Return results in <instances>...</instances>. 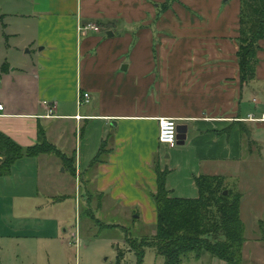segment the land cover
<instances>
[{"label": "crops", "instance_id": "0c3cea01", "mask_svg": "<svg viewBox=\"0 0 264 264\" xmlns=\"http://www.w3.org/2000/svg\"><path fill=\"white\" fill-rule=\"evenodd\" d=\"M241 1L30 0L26 11L18 4L23 25H4L11 56L0 61V132L27 149L42 130L57 151L24 155L0 175V264L3 242L65 225L63 203L73 196L99 219L124 209L156 224L158 168L170 170L167 187L177 197H197L200 174L225 176L264 228V120L249 119L264 114V41L256 77L242 83ZM81 22L101 31L81 37ZM81 92L90 100L79 105ZM165 117L187 126L183 145L159 142ZM249 241L243 264H264Z\"/></svg>", "mask_w": 264, "mask_h": 264}, {"label": "trees", "instance_id": "16d2710c", "mask_svg": "<svg viewBox=\"0 0 264 264\" xmlns=\"http://www.w3.org/2000/svg\"><path fill=\"white\" fill-rule=\"evenodd\" d=\"M238 41L241 82L248 83L256 77L258 54L264 41V0L241 1ZM104 146L92 164L99 161ZM54 149L42 130L39 131V143L27 149L0 132V156L3 157L0 175L7 174L12 164L24 155L50 153ZM68 161L74 164V158ZM169 172V169H157V190L153 193L157 210L154 234L141 239L126 237L137 254L138 264H143L144 249L148 246L164 257V264H184L191 257L200 260L207 254L227 264H243V246L247 241L246 226L241 217L243 194L229 187L225 176L200 174L195 177L198 196L177 197L167 187ZM84 211L87 210L84 209L80 217H84ZM87 216L97 226L119 227L105 224L95 218L94 213L87 212ZM261 232L264 239V228Z\"/></svg>", "mask_w": 264, "mask_h": 264}, {"label": "rangeland", "instance_id": "374dc122", "mask_svg": "<svg viewBox=\"0 0 264 264\" xmlns=\"http://www.w3.org/2000/svg\"><path fill=\"white\" fill-rule=\"evenodd\" d=\"M30 3V0H0V61L11 54L6 41L8 34L4 32V25L7 23L16 26L23 25L19 19H16V14L19 13V9L24 11L29 9ZM18 4L20 5L19 9ZM260 97L264 100L262 96ZM48 142L51 143L49 140ZM51 144L57 150V146ZM250 148L254 149L252 144ZM54 150L50 153H53ZM73 182L75 183V179ZM76 190L79 197L80 191L83 190L79 183L73 187L74 195ZM88 192L94 191L88 190ZM94 195L97 197V194L94 193ZM94 195L87 199L90 209L95 206L97 201ZM103 200L102 198L100 202L102 203ZM243 203H241V215L246 226V238L250 239L249 250L257 256H264V250L256 246L258 244L264 248L262 232L258 228L260 221L247 217L245 212L247 206ZM63 204L66 209L65 225H61L58 229L55 226L45 225L39 234L34 232L33 236L22 234L19 235V238L13 237L2 243V252L5 251L2 253L5 264H12L11 259L15 255L18 256V261L24 264H138L137 254L131 249L126 237L148 238L155 232V224L152 225L142 218H133L124 209L115 210L114 216L105 213L103 218L100 217V220L105 224L119 225V227L108 228L97 226L92 222L87 216L88 211H84V217H80V213L86 208L82 205L80 207L79 200L76 203L75 196L72 200L68 198ZM259 207H262V204L255 206V209ZM12 223L11 228L15 229L16 226L14 222ZM28 226H32V223H28ZM245 244L246 242L244 246ZM246 248L248 249V247ZM144 250L143 264H164V257L159 255L154 247L148 246ZM211 258L215 260L213 264H227L226 261L211 257L209 254L200 260L191 257L189 260H185L184 264H211L209 262Z\"/></svg>", "mask_w": 264, "mask_h": 264}, {"label": "built area", "instance_id": "2783aa9c", "mask_svg": "<svg viewBox=\"0 0 264 264\" xmlns=\"http://www.w3.org/2000/svg\"><path fill=\"white\" fill-rule=\"evenodd\" d=\"M101 27L93 22H87V23H79L78 26V32L80 35H86L89 32H100ZM90 100V94L88 92H81L78 97V103L79 105L82 102H88ZM4 110V106L0 104V111ZM52 112V109L50 107V113ZM250 120H264V114L262 115L261 118H255L252 114L249 115ZM169 125H175V128L172 129L169 127ZM177 122L174 118H161L159 120V135L158 139L159 142L166 147L173 149L177 147L178 144V132H177ZM174 132V136L171 140L168 139V135L170 133Z\"/></svg>", "mask_w": 264, "mask_h": 264}, {"label": "water", "instance_id": "95a60500", "mask_svg": "<svg viewBox=\"0 0 264 264\" xmlns=\"http://www.w3.org/2000/svg\"><path fill=\"white\" fill-rule=\"evenodd\" d=\"M108 35L112 36L113 34H111V32H108ZM177 132H178V144L183 145L186 139L187 126L177 125Z\"/></svg>", "mask_w": 264, "mask_h": 264}, {"label": "clouds", "instance_id": "9594fccd", "mask_svg": "<svg viewBox=\"0 0 264 264\" xmlns=\"http://www.w3.org/2000/svg\"><path fill=\"white\" fill-rule=\"evenodd\" d=\"M169 127L172 128V129H174L175 128V125H169ZM173 136H174V132H172V133H170L168 135V139L171 140L173 138Z\"/></svg>", "mask_w": 264, "mask_h": 264}]
</instances>
